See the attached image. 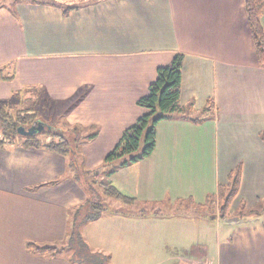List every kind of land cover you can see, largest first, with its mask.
I'll list each match as a JSON object with an SVG mask.
<instances>
[{
    "label": "crops",
    "instance_id": "crops-1",
    "mask_svg": "<svg viewBox=\"0 0 264 264\" xmlns=\"http://www.w3.org/2000/svg\"><path fill=\"white\" fill-rule=\"evenodd\" d=\"M66 6L75 8L64 14ZM260 25L264 33V14ZM177 53L183 55L180 107L204 116L202 110L213 103L207 135L170 115L156 125L153 152L115 171L110 181L134 198L130 204L206 206L238 164L241 179L227 218L210 213L199 220L215 223L212 242L181 246L166 262L161 252L144 264H264V213L237 217L242 205L264 207V66L255 54L244 0H0V101L19 104L26 93L62 101L82 94L67 122L98 128L82 148L89 168L147 112L136 101L158 67L169 65ZM205 143L207 175L201 162ZM85 198L63 155L0 145V264H71L67 249L51 257L31 253L26 244L65 247L70 212ZM122 210L93 221L105 226L94 237L83 223L85 242L98 241L113 260L125 249L127 260H138L140 253L149 260L155 251L149 243L156 238L139 233V227L157 229L165 217ZM113 236L116 247L104 243Z\"/></svg>",
    "mask_w": 264,
    "mask_h": 264
},
{
    "label": "trees",
    "instance_id": "trees-1",
    "mask_svg": "<svg viewBox=\"0 0 264 264\" xmlns=\"http://www.w3.org/2000/svg\"><path fill=\"white\" fill-rule=\"evenodd\" d=\"M74 8L63 7L64 14ZM244 8L257 60L260 65L264 66V33L260 25V17L264 14V0H244ZM182 61L183 55L177 53L169 65L158 67L156 77L149 84L147 93L136 101L139 106L146 108L147 112L123 130L119 141L105 155L103 164L94 170L85 167L79 148L81 144L97 136L96 127L85 131L81 126H68L65 123L67 127L64 126V129L63 126H56L54 122H46L37 118L32 105L11 112V104L7 101H0V145L7 143L24 148H41L63 155L67 160V172L81 186L86 195L85 201L72 210L70 216L72 225L67 236V247L28 242L27 250L37 255L54 257L63 250L70 249L73 251L70 257L71 264H107L109 262V256L91 251L79 233L78 227L81 223L97 220L102 211L107 210L108 206L99 202L95 187H100L104 195L118 199L124 204L134 201V198L122 194L112 184L110 177L118 169L149 156L156 145L157 123L168 119L170 113L182 110L179 105ZM80 96V99L84 97L82 94ZM208 104L209 106L207 105L201 112L205 114V117L207 111H213V103L209 101ZM204 116L200 119H204ZM193 121L196 123L199 119L196 118ZM39 126L43 128L38 130ZM143 133L144 146L137 153ZM260 138L264 141V132L260 133ZM240 179L241 165L238 164L229 174L227 184L219 185L217 194L207 198L205 203L211 207L212 218L215 216L221 219L228 217L229 206L239 190ZM263 213L264 207L257 210H246L242 205L237 211V217L242 218L246 215L253 217Z\"/></svg>",
    "mask_w": 264,
    "mask_h": 264
},
{
    "label": "rangeland",
    "instance_id": "rangeland-1",
    "mask_svg": "<svg viewBox=\"0 0 264 264\" xmlns=\"http://www.w3.org/2000/svg\"><path fill=\"white\" fill-rule=\"evenodd\" d=\"M22 96H24L23 100H21L19 104L14 103L10 105L11 112H15L20 109H25L32 105L35 110V114L37 118L41 119L42 121H46V122L51 121L52 123L54 122L56 123V126H63L64 129L65 127H67L65 123H67L68 126H77V125L69 124L67 122V118L70 112L74 109V107H76L78 103H80V100H79L81 97L80 94L74 95L71 98H68L67 100H63V101L62 99L64 98H60L58 100L46 99L45 97L43 98V95L41 93L40 94H36V93L27 94L26 93V94H23ZM169 115H171V118L169 116L170 118L169 120H185V121L191 122L192 124L188 128L190 129L194 128V133H196L197 135H202V136H206L209 130V127L205 124L209 121H212V119L211 118L208 119V117H204V119H200L201 117L200 114H196L195 111L189 112L184 108L180 111H174L170 113ZM196 118L199 119V122L195 123L193 119L196 120ZM78 126L80 127V125ZM81 128H83L85 131L89 130L88 128L84 126H81ZM85 144L86 143L81 144L79 148V152L83 158L84 165L86 168L91 169V170L97 169L103 164L104 158L101 163L95 165L96 167L95 166H92L94 168L87 167V164H86L87 159H85L84 157L86 155H84V152L82 149ZM143 146H144V133L142 134L140 138V145L136 152L137 153L140 152ZM207 146H208V143H205L204 154H202L203 158L201 159L204 175H207V168H208V164L210 161V158H209L210 154L206 150ZM95 191L97 192L99 202H101L105 206H108L107 210L102 211V214H104L103 215L104 218H105L106 213L109 212V210L121 209V208L123 209L122 211L125 213V215H132V213H135L136 215L150 213L152 216H156V217L164 216L165 217V220L162 221L160 225H157L158 226L157 229H154V226L139 227V233L146 231L150 233V236L152 238H156V240L149 243V246L155 249V251L149 255V260H144L142 257V253L136 256L138 260H135V261H133L132 259L127 260L126 256L123 255L124 253H127V250L125 249L124 252L122 250L120 253L117 252L114 260L109 257V262L107 264H144L146 261L159 258L161 252H163V258H165V262H166L167 257L172 256V254L173 253L175 254V252L181 251V250H178L179 247L181 246L184 247L188 245L189 243L202 244V243H205L206 241L207 243L212 242V240H209V238L211 237L213 231L215 232L216 230L215 223L213 222L214 224H212L211 221H209L210 223H208L207 225L206 223H199L200 222L199 220L201 219V217L207 219V217H209L208 214L212 213L210 206H207V205L197 206L194 204L191 205L190 202L188 201H181L180 203L175 204V206H169L168 203H163V204H158V205L152 204V205H145V206L139 205V204H124L122 201L118 199L104 195L100 187L99 188L95 187ZM139 209H141L140 212H138ZM157 211H163L166 213V215H162L161 212H157ZM152 212H157V213H152ZM71 213L72 211L70 212V216H71ZM170 213L173 215H169ZM173 216H180L183 219L187 217L189 219L187 220L182 219V221H179L176 223H174V221H172L171 223H168L170 219H167V218H171ZM193 220H198V223L196 224ZM92 222L93 221L86 223V226H88L86 228L87 236L94 237L95 234H100V232L102 233L105 232V226H103L102 228L101 227L99 228L95 225L96 223H92ZM80 225L81 226L78 227V231L82 236L83 228L85 224L81 223ZM178 228H180L181 230H179ZM200 228L203 230L204 233L199 230ZM128 230H130V228H128ZM105 242L112 243V244L114 243V247H116L115 246L116 239L114 236L110 238L109 240L104 241V243ZM86 243L91 249V251H95V252L99 251V253L109 256L107 252L100 250L101 248L98 244V241L90 239V240H86ZM65 247H67V245H65ZM65 251H66L67 256L72 255L73 253V251L70 249H67ZM173 263H174L173 261L171 262L169 261L168 264H173ZM87 264H90V263H87ZM102 264H105V263H102Z\"/></svg>",
    "mask_w": 264,
    "mask_h": 264
},
{
    "label": "water",
    "instance_id": "water-1",
    "mask_svg": "<svg viewBox=\"0 0 264 264\" xmlns=\"http://www.w3.org/2000/svg\"><path fill=\"white\" fill-rule=\"evenodd\" d=\"M41 128H43V127H42V126L37 127L38 130H40ZM32 130L35 131V129H32ZM28 132H29V131H28Z\"/></svg>",
    "mask_w": 264,
    "mask_h": 264
}]
</instances>
